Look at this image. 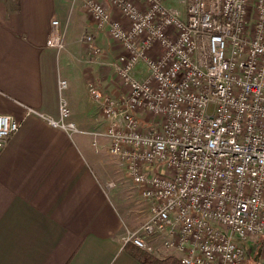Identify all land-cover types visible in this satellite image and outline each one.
Wrapping results in <instances>:
<instances>
[{"label":"built area","instance_id":"built-area-1","mask_svg":"<svg viewBox=\"0 0 264 264\" xmlns=\"http://www.w3.org/2000/svg\"><path fill=\"white\" fill-rule=\"evenodd\" d=\"M182 1L183 14L164 0H109L120 19L82 3L121 48L110 61L119 95L89 85L106 121L94 135L150 201L123 241L181 264H247L254 246L250 264H264V0ZM50 23L46 43L59 52L65 29ZM81 41L102 52L92 32ZM67 85L58 78V116L47 120L71 137ZM20 125L0 113V149Z\"/></svg>","mask_w":264,"mask_h":264},{"label":"crops","instance_id":"crops-1","mask_svg":"<svg viewBox=\"0 0 264 264\" xmlns=\"http://www.w3.org/2000/svg\"><path fill=\"white\" fill-rule=\"evenodd\" d=\"M98 1L120 19L109 0ZM82 3L0 0V113L21 123L0 149V264H150L123 241L125 228L137 225L124 219L118 192L136 185L90 146L106 121L89 85L119 95L110 61L121 48L95 29ZM164 3L185 12L182 0ZM52 17L65 29L59 52L46 43ZM84 32L102 49L90 59ZM59 77L68 82L63 95L80 131L71 137L47 120L58 116ZM116 175L121 182L112 186Z\"/></svg>","mask_w":264,"mask_h":264},{"label":"rangeland","instance_id":"rangeland-1","mask_svg":"<svg viewBox=\"0 0 264 264\" xmlns=\"http://www.w3.org/2000/svg\"><path fill=\"white\" fill-rule=\"evenodd\" d=\"M84 53H85L87 59L91 58L90 54H88L87 50H85ZM137 67L142 72H145L142 62H140L137 65ZM112 79H113V76H111L112 85H114L115 87L119 86L118 82L115 81V79H113V80ZM117 88L120 89V86ZM98 131L101 132V130H98ZM101 140H107L108 141V139L103 135L99 136V134L98 135L92 134L89 136L90 146L92 147V149L96 150V151L100 150V152L99 151L98 152L102 153V155L105 156L110 161V163L112 164L114 169H116L118 171H123L124 169L121 168L122 167L121 164L118 161H116L114 159V157L109 155V153L106 152V149H105V151L103 150L104 142H101ZM105 143H106V141H105ZM124 175H122V176H124ZM112 180H113V182L115 180L117 182V185L119 182H121V179L118 175H116V177L113 178ZM114 185H115V182L112 186H114ZM125 185H126V183H125ZM129 185H130L129 188H125L122 190V192H118V196H121V199L119 200V202H120V206L122 207V210L124 211V217H125L124 219L126 221L131 219V221L135 223L134 225H138L147 217V215L149 213L150 201L141 197L139 186L131 187V184H129ZM127 228H129V227H127ZM150 255L152 257H155V258H164L166 256H169L166 252H159L158 250H156L154 253H152ZM251 262H252L251 258L249 257L247 264H250ZM148 263H150V262H148Z\"/></svg>","mask_w":264,"mask_h":264},{"label":"trees","instance_id":"trees-1","mask_svg":"<svg viewBox=\"0 0 264 264\" xmlns=\"http://www.w3.org/2000/svg\"><path fill=\"white\" fill-rule=\"evenodd\" d=\"M131 244V243H130ZM133 245V244H131ZM134 246V245H133ZM135 247V246H134ZM135 255L138 256L142 260V258L145 260L146 263L150 262V264H181L174 256L169 255L164 258H155L152 257L149 253L143 252L139 248L135 247ZM247 257L251 258V261L256 259V248L254 246H250L247 249Z\"/></svg>","mask_w":264,"mask_h":264}]
</instances>
